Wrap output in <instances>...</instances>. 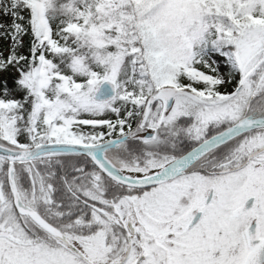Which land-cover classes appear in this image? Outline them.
Wrapping results in <instances>:
<instances>
[{"label":"snow or ice","instance_id":"snow-or-ice-1","mask_svg":"<svg viewBox=\"0 0 264 264\" xmlns=\"http://www.w3.org/2000/svg\"><path fill=\"white\" fill-rule=\"evenodd\" d=\"M0 264H264V0H0Z\"/></svg>","mask_w":264,"mask_h":264}]
</instances>
